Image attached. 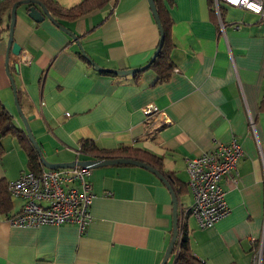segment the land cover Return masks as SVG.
I'll use <instances>...</instances> for the list:
<instances>
[{"label":"crops","instance_id":"obj_1","mask_svg":"<svg viewBox=\"0 0 264 264\" xmlns=\"http://www.w3.org/2000/svg\"><path fill=\"white\" fill-rule=\"evenodd\" d=\"M21 1L8 0L0 11V99L17 128L25 131L8 71L49 163L95 160L80 154L83 140H93L106 151L141 150L180 182L183 210L194 201L188 160L236 139L244 153L237 182L222 183L230 213L207 229L189 216L187 229L193 253L206 264H254L264 239L260 17L226 4L218 12L213 0H160L171 22L173 71L159 81L152 69L138 76L98 71L82 57L71 35L48 18L35 22L25 5L17 10L14 28V42L22 51L20 56L10 54L7 69L12 9ZM49 1L71 10L85 0ZM50 14L104 69L143 68L160 44L148 0H115L73 21ZM150 105L163 123L154 133L155 120L144 114ZM0 146V182L8 184L29 171V158L15 137L3 138ZM88 180L96 198L93 222L83 233L73 224L14 226L8 218L24 202L11 198V211H0V264H161L173 236V201L166 185L132 165L91 170Z\"/></svg>","mask_w":264,"mask_h":264},{"label":"built area","instance_id":"obj_2","mask_svg":"<svg viewBox=\"0 0 264 264\" xmlns=\"http://www.w3.org/2000/svg\"><path fill=\"white\" fill-rule=\"evenodd\" d=\"M7 1L0 0V6ZM221 4L252 12L264 23V0H213L218 12ZM24 62L29 63V60L25 59ZM144 114L155 120L152 133L163 125L158 123L161 114L154 105L146 107ZM243 156L241 145L234 139L229 145L219 146L214 151L188 160V185L194 201L190 209L180 210L182 226L187 225L189 216H194L200 227L207 229L230 213L222 183L237 182L235 176ZM90 171L88 168L74 167L56 170L44 168L38 175L24 172L8 183L11 198L24 202L19 213L8 218L9 222L21 228L73 224L78 226L81 233L85 232L93 222L91 209L96 198L88 180ZM261 259L260 250L254 264H261Z\"/></svg>","mask_w":264,"mask_h":264},{"label":"trees","instance_id":"obj_3","mask_svg":"<svg viewBox=\"0 0 264 264\" xmlns=\"http://www.w3.org/2000/svg\"><path fill=\"white\" fill-rule=\"evenodd\" d=\"M36 1L41 2L49 10V12L52 13L57 19L63 18L73 21L85 17L95 11L102 10L115 0H85L81 5L71 10H64L57 6H54L53 4H51L49 0H36ZM154 1L160 17L162 27L165 32V41L159 56L152 63L151 67L147 70L150 69L155 70L159 75V81H166L170 77L171 72L173 71V66L171 63V56H170L171 51L173 49V44L171 39V22L169 19V15L166 12V10L163 8V5L160 2V0H154ZM12 4L14 5L15 3ZM1 8L2 7L0 6V11ZM82 57L85 60H87L83 54ZM150 61L148 62V64L150 63ZM87 62L91 64L88 60ZM134 75L138 76L139 74H134ZM261 109L264 111V97L261 103ZM7 136L15 137L20 141V143L23 145V148L26 150L28 154L29 171L35 175H38L44 169L40 157L36 152L34 146L31 144L26 132L17 128V126L14 123L12 114L7 110V108L4 106L3 102L0 99V141ZM80 154L89 156L95 160L113 159V158H131L146 162L147 164L159 170L166 176V178L168 179L169 183L172 186L173 191L176 193L178 198H180L182 194V186L180 182L177 181L171 174H165L163 172L162 165L159 160H157L156 158L152 157L148 153L143 152L141 150H135L132 148L123 147L118 150L106 151L99 149L93 140H83L81 142ZM11 208H12V202H11V196L8 192V184L5 181H1L0 211L3 214H8L11 211ZM178 228H179L178 241L175 246L174 253L172 255L175 256L174 263L175 264H206L198 257H196L195 254L193 253L190 246L187 225L182 226L180 214H179ZM262 264H264V250H263Z\"/></svg>","mask_w":264,"mask_h":264},{"label":"water","instance_id":"obj_4","mask_svg":"<svg viewBox=\"0 0 264 264\" xmlns=\"http://www.w3.org/2000/svg\"><path fill=\"white\" fill-rule=\"evenodd\" d=\"M148 2H149V5L151 7L154 18L156 20V23L158 25V28L160 30L161 39H160L159 47L156 50L154 56L152 57L150 63L143 68L120 71V70H108V69H104V68L97 66L91 60V58H89V56H87V54L85 53V51L81 45L80 39H78L74 34L70 33L68 30L63 28L53 18V16L50 14L49 10L41 2H38L36 0H24V1L16 3L13 6L12 14H11V24H10V29H9L10 32H9L8 50H7V55H6V67H7V69L9 68L10 54H12L14 56H20L21 51H22V48L17 43L14 42V28H15V24H16V20H17V10L20 6L25 5L28 17L33 19L35 22L39 23V22H42L45 18H48L54 24L59 26L63 31H65L66 33L71 35L73 40L80 47L81 53L85 56V58L93 66H95V68L98 71L108 73V74H114V75H118V76L134 75V74L146 71L147 69H149L151 67L152 63L159 56V54L162 50V47L164 45V41H165V32H164V29H163L161 21H160V17H159V14H158V11H157V8L155 5V1L154 0H148ZM8 76H9L11 83H12L13 92L15 95L16 107H17L19 116L21 117V120L24 124L25 132H26L31 144L34 146L36 152L38 153L44 168L56 170V169H69V168H74V167H82V168H88L89 170H94V169H97L100 167H105V166L132 165V166H137V167H140V168H143V169H146V170L152 172L166 185V187L168 188V190L171 193L172 201H173V236H172V240H171V242L167 248L164 259L161 262V264H168L170 258L172 257V255L174 253L175 246L177 244L178 236H179L178 225H179V214H180V211H179L180 210V201H179V198L176 195V193L173 191L172 186L169 183L166 176L162 172H160L159 170H157L154 167H152L151 165L147 164L146 162L136 160V159H131V158L99 159V160H93V161L76 160V161L70 162V163H58V164L49 163L45 159L43 152H42V148L39 145V143L37 142V140H36V138L32 132L30 122L33 120V117H31V116L27 117L24 114V112L20 106L19 100H18L17 87H16L15 82H14L11 74L9 73V71H8ZM263 250H264V239L262 241V247H261L262 258H263ZM261 264H262V259H261Z\"/></svg>","mask_w":264,"mask_h":264},{"label":"rangeland","instance_id":"obj_5","mask_svg":"<svg viewBox=\"0 0 264 264\" xmlns=\"http://www.w3.org/2000/svg\"><path fill=\"white\" fill-rule=\"evenodd\" d=\"M15 104H16V103H15ZM39 145H40V144H39ZM172 261H174L173 258H171L169 264H173Z\"/></svg>","mask_w":264,"mask_h":264}]
</instances>
